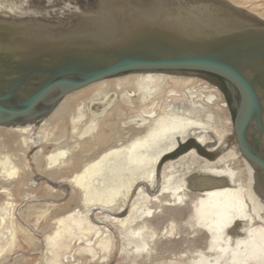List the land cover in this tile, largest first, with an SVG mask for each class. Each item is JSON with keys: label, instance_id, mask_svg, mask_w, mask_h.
<instances>
[{"label": "bare ground", "instance_id": "6f19581e", "mask_svg": "<svg viewBox=\"0 0 264 264\" xmlns=\"http://www.w3.org/2000/svg\"><path fill=\"white\" fill-rule=\"evenodd\" d=\"M228 1L264 21L255 1ZM95 5L96 0H0V26L53 33L70 15ZM222 95L195 75L133 72L66 95L37 122L0 125V264L22 246L19 233L39 250V235L26 226L33 216L34 226L44 219L47 245L36 264H109L118 243L112 227L121 242L118 264H264V194L238 146L225 145L227 132L233 133L230 117L222 115L228 110ZM191 138L213 157L191 147L166 158ZM29 151L45 172L28 181ZM43 180L50 185V205L31 203L32 187ZM14 188L18 198L32 200L20 210L24 222L15 216ZM64 190L71 197L61 203ZM75 193L78 204L70 208ZM185 214L184 225L197 241L205 240L207 250L192 240L186 257H151L164 237L162 243L188 240L177 238ZM26 261L19 255L10 264Z\"/></svg>", "mask_w": 264, "mask_h": 264}, {"label": "water", "instance_id": "95a60500", "mask_svg": "<svg viewBox=\"0 0 264 264\" xmlns=\"http://www.w3.org/2000/svg\"><path fill=\"white\" fill-rule=\"evenodd\" d=\"M45 32L0 26V125L37 122L66 95L102 79L133 72L195 75L223 93L236 145L264 194L261 18L228 0H96L92 11ZM191 147L213 157L191 138L166 158Z\"/></svg>", "mask_w": 264, "mask_h": 264}, {"label": "rangeland", "instance_id": "374dc122", "mask_svg": "<svg viewBox=\"0 0 264 264\" xmlns=\"http://www.w3.org/2000/svg\"><path fill=\"white\" fill-rule=\"evenodd\" d=\"M242 1V0H241ZM244 1V0H243ZM242 1V2H243ZM253 1H255L256 3H257V5H259V7H257L256 8V10L257 11H260V12H263L264 11V0H253ZM247 4V3H246ZM263 14H264V12H263ZM221 91V90H220ZM223 94V93H222ZM223 96V95H222ZM224 97V96H223ZM224 100L226 101V99H225V97H224ZM226 103H227V101H226ZM222 114V113H221ZM222 115H224V116H227V117H230V112H229V108H228V110L226 111V114H222ZM230 119H231V117H230ZM227 136H226V138H225V145H227L228 147H231V146H234L235 144H236V141H235V137H234V135L233 134H231V132H227V134H226ZM51 147L49 146L48 147V149H50ZM34 154V151H29V153H28V158H29V160H30V162H31V165H32V170H31V172L29 173V175H28V181L29 180H31V178L33 177V175L35 174V175H37V174H39V172H45V170H38V168H37V166L33 163V159H32V155ZM47 171V170H46ZM71 176V173H68V174H65L62 178H59V180L60 181H64V180H67L69 177ZM64 178V179H63ZM49 186V187H48ZM41 187V188H40ZM49 188H50V185L49 184H47V183H45V180H43L41 183H39L38 184V182L32 187V190H34V193H33V195H34V199H33V201L32 200H30V201H24V200H22L21 198H18L19 196H18V194H17V188H14L15 189V195H14V198L16 199V201H17V203H18V208H17V211H16V214H15V216H16V218L17 219H19L20 221H22V218H21V216H20V210H22L21 208H24L27 204H29L31 201V203H43V204H46V205H50V204H52V201L47 197V193H48V191H49ZM63 192V191H62ZM66 192V193H65ZM136 192V191H135ZM64 194H65V196L63 197V199H61L60 201H62L61 203H66L67 201H68V199L71 197V194H70V192H68L67 193V191H65L64 190ZM17 196V197H16ZM135 196V195H134ZM134 196L132 197V199L134 198ZM46 197V198H45ZM35 198H37V199H35ZM21 199V200H20ZM64 200V201H63ZM24 203H23V202ZM36 201V202H35ZM40 201V202H39ZM45 201V202H44ZM28 202V203H27ZM78 204V195H77V193H75V197H74V199H73V201L70 203V208H73L74 206H76ZM96 213H97V210L96 211H94V213H93V220L95 221L96 220V217H95V215H96ZM187 214H185V215H182V217L179 219V223L182 225V232L179 234L180 235V237L177 235V238L179 239V238H181V237H183V238H187V236L189 237L188 238V240H177L176 242H172V243H162L163 241L165 242V241H167L168 239L166 238V237H164L165 239H163L162 241H158V244L155 246L156 248H154V250H153V252H155V253H153L152 252V256L151 257H153V256H156L155 258H160V259H162V258H167V259H177V258H179V257H186L187 255H188V247L190 246V241H197V235H196V233H194V231H193V229L192 228H190V227H188V226H185L184 225V221H186L185 220V218L187 219ZM232 216H233V214H232ZM231 216V217H232ZM234 216H236V214H234ZM160 218L162 217V214H160V216H159ZM35 219V220H34ZM183 219V220H182ZM22 222H24V221H22ZM35 222H36V217L35 216H33L32 217V220L30 221V223H28L26 226L28 227V228H31L32 230H33V232L35 233V235L37 236V235H39V236H37V238L39 239V241H40V248H39V250H34L35 248L33 247V245L32 244H30L29 242H27L26 240H25V238H23L24 236L23 235H21V233H19V237H20V240H19V242H20V244H22V246L21 247H18L16 250H15V253L14 254H12L10 257H9V259H8V261H7V264H10V263H12V262H14V260L16 259V257H19V255H24V256H26L27 257V261L25 262V264H36L39 260H40V258H41V256H42V252H44L45 250H46V248H47V245H45L44 244V242L42 241L43 239H44V235L43 234H41V233H43V231H41L42 230V227H43V224H44V219H42V221L40 220V222H39V225L38 226H34V224H35ZM184 222V223H183ZM32 223V224H31ZM30 224V225H29ZM101 225H103L102 223H101ZM163 226V225H162ZM185 227V228H184ZM164 228V227H163ZM112 229H113V231L115 232V234H116V241L118 242L117 243V247H116V249H115V252H114V255H113V258H112V260H111V262L109 263V264H118V262H119V258H120V252H119V248L121 247V242H120V237H119V235H118V231L116 232V229H114L113 227H112ZM188 229V230H187ZM162 230V229H161ZM39 231V232H38ZM163 231V230H162ZM192 233H191V232ZM192 235V236H191ZM173 235H171V239L172 238H174V236L172 237ZM195 236V237H194ZM168 237H170V236H168ZM194 239H193V238ZM173 240V239H172ZM192 241V242H193ZM199 242V243H198ZM193 243H195V242H193ZM172 244V245H171ZM196 244H197V247H198V249L200 250V249H202L203 251H206L207 250V243L205 242V240L204 241H197L196 242ZM173 246V247H172ZM185 246V247H184ZM186 248V249H185ZM41 249V250H40ZM185 249V250H184ZM179 250V251H178ZM65 251V247H63L62 248V251H60V254L61 253H65L64 252ZM181 252V253H180ZM178 254H179V256H178ZM185 255V256H183V255ZM146 256V255H145ZM119 257V258H118ZM142 257V256H141ZM140 257V258H141ZM162 257V258H161ZM175 257V258H174ZM9 262V263H8ZM148 263H150V261L148 262H144L143 264H148Z\"/></svg>", "mask_w": 264, "mask_h": 264}]
</instances>
